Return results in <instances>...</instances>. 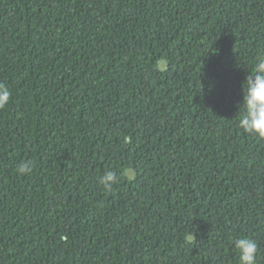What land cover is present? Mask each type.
Returning a JSON list of instances; mask_svg holds the SVG:
<instances>
[{
  "label": "trees",
  "instance_id": "16d2710c",
  "mask_svg": "<svg viewBox=\"0 0 264 264\" xmlns=\"http://www.w3.org/2000/svg\"><path fill=\"white\" fill-rule=\"evenodd\" d=\"M262 53L264 0H0V264H264Z\"/></svg>",
  "mask_w": 264,
  "mask_h": 264
},
{
  "label": "clouds",
  "instance_id": "9594fccd",
  "mask_svg": "<svg viewBox=\"0 0 264 264\" xmlns=\"http://www.w3.org/2000/svg\"><path fill=\"white\" fill-rule=\"evenodd\" d=\"M167 58L161 57L155 68L157 71H165ZM243 98L239 103L238 127L246 134L254 135L258 139H264V53L257 57L253 70L247 75L243 85ZM11 93L3 84H0V108L8 104ZM125 143H131V137H124ZM19 174H31L32 162L24 161L17 166ZM122 175L129 181L133 180V169L125 168ZM101 184L106 190H110L117 183V174L107 171L101 178ZM238 254V264H257L258 243L246 236H236L231 240Z\"/></svg>",
  "mask_w": 264,
  "mask_h": 264
}]
</instances>
